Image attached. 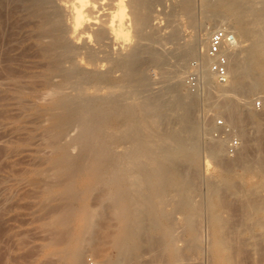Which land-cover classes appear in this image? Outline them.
<instances>
[{
  "label": "rangeland",
  "instance_id": "374dc122",
  "mask_svg": "<svg viewBox=\"0 0 264 264\" xmlns=\"http://www.w3.org/2000/svg\"><path fill=\"white\" fill-rule=\"evenodd\" d=\"M128 2L129 0H127V4ZM136 2H139L137 4L138 7H136L137 5L135 6L134 0L135 4L133 8H138L135 11L137 14L145 17L148 24V26H146V23L143 24L145 26L142 28L143 36L147 34L153 40H150V43L148 42L150 38H146V40L148 39L147 42L146 40H142L143 47H141L143 49H141L143 51L141 52L142 55L140 53L138 56L137 67L141 69V73L143 72L141 86L144 87L143 89L139 88L143 93H138L139 97L136 94L134 98L136 101L133 99V102L135 101L138 104L139 101H141L139 103H144V100L154 99L157 102H161L164 107L169 105L170 107L162 108L161 119L164 120L165 118V121H160L162 123L159 124L158 129L163 134H168L169 132L171 134L175 131L176 133L174 134H177L182 130L179 134L182 136L185 133L183 137H187V140L189 138L187 142L192 145L194 144L193 146L188 144L190 150L193 149V153H196L194 154V161L192 163L184 162L183 166V162L179 161V164L178 161H175L176 165L174 163L171 164V172L175 173L173 175L175 176L176 187L179 186L178 189L174 188L177 191L173 189L170 192L171 196L169 193L162 202H159L157 197H153L158 206L156 215L160 217L162 225L159 224L158 219L156 220L158 225L155 224L156 222L154 223L153 220L157 217L156 215L154 218L151 215L148 216L146 222L147 227L151 226V228L149 227L150 229L148 228L151 232L148 231L149 233L146 234V236L149 235L148 237L144 236L139 239L140 242H137L136 250L138 253L135 252L136 257L134 254L124 264H137V260L140 258L141 261L139 262L138 260V264H264V216H262L264 214L261 215V213L251 211L253 210L251 206L257 202L261 203V199L262 201L264 200V191L261 190L257 192L258 194L254 193L252 189L249 191L251 186L248 183V178L252 181H255V179H251L248 177L249 175H246V166L253 163H250L249 160L257 161L260 158L259 162H264V92L256 84L258 78H264V72L259 73L255 70H249L246 73H239V66H241V62L245 58V52L249 45L248 41L240 39L239 47L241 44L243 47L239 48L235 46L233 50H236L238 54L236 51L232 50L235 54L231 51L229 59V65L231 66L228 67L229 72L231 68V72L236 70L233 72L236 76L234 74L232 76L230 72L226 84L220 85L212 81L210 82L211 85L209 82V85H207V82H204L203 74H201L203 73V53L202 51L200 52L203 47L202 42L205 38L204 33H207L206 31L212 30L213 32L216 29L224 28L235 34V30L238 31L245 27L246 18L256 16V12L258 16H261L259 15L260 13H264L262 11L264 10L262 7L264 4H262L261 0H254V2L248 5V8L244 7L246 10L245 14L241 13L242 11L245 12L244 9L241 12L238 11V13L228 12L219 3H216V0H136ZM30 5V0H0V264H64V261L61 259V252H64L65 244L63 243L69 236L68 234L71 233L73 223L67 221L64 223L65 226H60L57 225V221L60 219L58 217H63L64 214L68 216V213L70 218L73 219L71 217V210H74L76 202L74 203L72 200H69L70 197L67 196L70 191H65L64 189L63 181L67 174L63 173L65 169L61 166L57 167L54 164L63 152L66 159L68 157V159L72 158L69 160H78V157H81L84 152L85 147L80 142L82 132L79 122L59 131L55 124L56 122L48 114L51 111L49 109H52L50 103L52 99L50 97L55 98L60 94V92L57 93L58 91L51 90L53 89L52 85H57L60 79L52 74V77L50 76L48 69L51 68V64H49L51 61L49 62L47 61L48 59L40 57L41 54L38 53L39 48L33 42L32 36L34 35L32 34L35 33L36 29L30 27V21H33L34 24L36 21L34 22L35 18L33 19V16L32 18L30 16L33 13L30 10ZM53 5L56 6L54 3ZM53 5L51 3L50 6L49 3V9L50 7L53 8ZM128 7L127 9H130ZM259 10L260 13L258 12ZM30 31H32L31 35ZM235 37L237 45L238 38L236 34ZM192 39L196 41L192 42ZM30 42L34 43V46L33 44L30 45ZM134 43V40H132L130 45ZM149 45L152 46L150 47ZM144 46L146 48L147 46L150 47L151 51L149 48L146 51ZM104 54L106 56L108 54L109 57L111 56V59L116 56L107 48H105ZM39 57L41 60H39ZM236 60L239 62L234 64ZM43 61L49 64V67ZM66 64L64 65L65 69H68L66 68L69 67L68 65L72 66L70 63ZM45 69L48 71V74ZM233 77L234 79L240 77V80H237L239 83L234 81ZM243 78L244 80H242ZM45 79L50 84L52 83L51 89H48L50 93L46 91V82H43ZM231 80L236 84H232L231 82L233 81ZM251 80H254L252 85L255 84L254 86L257 88L252 87ZM145 86L150 88L144 89ZM73 90L71 89L69 90L71 92L67 91V93L63 90L61 93L65 92L66 96L67 94L69 95L67 99L74 101L73 98L76 99L80 91L76 89V92H74ZM52 91L54 94L51 96ZM42 95L47 97L43 98ZM40 96H42V100L39 99ZM143 96L144 98H142ZM179 96H183L184 100H186V96L190 101H184L187 104V108L189 107V115H187L188 112L186 110L187 113H185L186 115L182 121H176L174 120L175 118L172 119L173 117L170 118L172 113L177 112V106L174 102ZM45 99L47 100L44 101ZM169 101L172 102V106H176V109L173 110L174 107L172 108L171 104L167 103ZM228 101H230V104ZM257 101L260 103L259 108H255L254 106ZM161 103L158 104L163 106ZM227 103L229 106L224 105ZM231 104L235 106L233 107ZM156 108L159 110L158 107ZM229 110L237 111H235V114ZM135 116L138 117L139 114L136 113ZM232 116L234 118H231ZM219 121L225 125V128L217 127ZM54 125H56L57 129H53ZM53 130L56 131L53 132ZM166 130L169 131L166 132ZM58 131L59 134L57 135ZM54 134L56 135L54 136ZM149 134V129L142 128L139 130L141 137L142 135L146 137ZM232 138H236L239 142V146L236 149L237 153H229L227 150L229 140ZM211 144L213 146H222V149H220L222 151L219 152L217 150V153H215ZM244 151L246 154H243ZM52 161L54 163H51ZM227 167L232 168V170L230 171ZM224 168L227 173L230 171L229 173L231 174V178L227 182L222 178L226 174L224 173ZM60 181L63 183L61 184ZM228 182L231 184H228ZM59 183L61 186L63 185L61 187L63 190L59 189ZM144 188L143 186V190ZM98 189L90 193V198H93V200L89 198L88 201V204L91 201L92 205L89 204V206H91V210H95V212L93 211L94 214L97 212V222L95 223L98 226L95 224L94 228L90 229L91 233L85 232L87 234H83L85 236V240L83 241L85 243L82 244L83 264H100L104 257L116 255V251L110 244L117 233V231L115 233L113 230L117 228L115 227L117 226L116 218L107 207L108 202L111 209L110 201L101 199L103 188L100 187ZM246 191L249 192L246 193ZM66 192H68V195ZM249 193L254 194L253 201V195ZM96 195L98 198L95 197ZM95 198L97 200L101 199L100 201H103L102 204L106 205V209L102 204H98L97 206ZM67 200L72 201V203ZM100 201L98 202L101 203ZM210 203L217 204V206L215 205L214 212L216 213L218 209V213L215 216L220 215V219H217L219 227L212 225L213 213ZM63 207H66V210ZM102 207L105 211H100ZM98 212L101 214L98 215ZM251 212L252 214H250ZM104 216L106 217L105 219ZM167 217H169L168 220ZM258 217L259 219L257 220ZM261 218L262 220H260ZM149 219L153 221V224L149 222ZM54 222L56 225L53 224ZM68 222L72 225H68ZM115 222V226L110 225ZM150 224L155 225L152 227ZM101 225L106 230L104 228L100 229ZM66 226H70L72 229L68 227L70 229L68 230ZM155 226L160 228H156ZM55 228L58 229L59 233ZM62 229H65V232ZM66 229L69 231L68 234L66 233ZM107 230L109 233L114 234L106 233L108 232ZM106 234L111 236H107ZM164 234H171L170 240L174 247L172 245L169 246L170 248L167 245L163 246L164 243L162 242L160 246V237L162 238ZM216 234L217 236L221 235V246L216 244ZM155 236L158 238H155ZM143 240L148 241V243ZM140 243L142 244L140 245L141 247L139 246ZM142 246H144L143 251H141ZM139 253L141 256L137 257ZM217 254L219 256L221 254L222 257L226 255L228 261L222 260L223 258H219ZM225 261L227 262L225 263ZM231 261L233 262L230 263Z\"/></svg>",
  "mask_w": 264,
  "mask_h": 264
},
{
  "label": "bare ground",
  "instance_id": "6f19581e",
  "mask_svg": "<svg viewBox=\"0 0 264 264\" xmlns=\"http://www.w3.org/2000/svg\"><path fill=\"white\" fill-rule=\"evenodd\" d=\"M261 1L263 2V3L262 2L261 3L264 4V0H261ZM252 2H254V0H216V3H219L226 11L231 12V13H238V11L241 12V10L244 9V7L248 8V5ZM49 3H50V6H51V3H52V5L54 3L57 7L53 5L54 7L52 6L53 8L50 7V9H49ZM135 3H134V0H129L128 4H127V0H30V4H31L30 10L33 12L32 14H30V16H31V18L33 16V19L35 18L34 22L36 21L35 24L33 23V21L32 22L30 21V27L31 28L33 27L36 29L34 34H32L31 33L32 31H30V35L31 34L34 35V36H32V39L34 41L32 39H30V40L35 43L37 48H39L38 53L41 54L40 57L42 56L43 59H46V60L48 59L47 61H49V62L51 61L49 63V64H51V66H50L51 68L50 69L47 68L49 73H50V76L52 74L53 76L58 77L60 79L57 85H52L53 89H51L52 83L50 84V82L46 79H45L46 81L45 80L43 81V82H46L45 84H46V88H47L46 91L47 92H49L48 89L58 91L57 93L60 92V94H58L55 98L50 97V99H52L50 101L52 109L51 108L49 109V111L50 110L51 111L48 114L56 122L55 124L57 125L59 131H62L64 129H66L67 127H69L70 125H72V124L74 125V123L79 122L81 124L80 126H81V132H82L81 133L82 135L80 137V140H81L80 142L85 147V150L82 153L81 157H78L79 159L76 161H74L75 159L69 160L72 158L68 159V157H67V159H68L67 160L64 156L65 154L63 151H62L63 153L60 154L61 156L58 155L59 157L58 158L56 157L57 158L56 161L54 160L55 158L53 159L55 161L54 165H57V167L61 166L66 170V172H65V170L63 169L64 170L63 173L64 174L67 173V174H66V177H64L65 180L63 179V177H61L64 180L63 181L64 183L63 182L62 183L64 185L65 191H70L69 193L66 192V194L68 193L70 195L69 196L67 194L68 195L67 197H70L69 200H72L74 203L76 202L74 210L73 209L71 210L72 206L70 208V210L72 211L71 217H73V219L70 218L68 212L67 213H68L69 217L65 214L63 215V217L57 216L58 219L60 218L57 221V225L65 226L64 223H66L67 221H70L73 223V229L70 226H66L67 228L70 227V229H72V230H71V233H69L68 230H70V229L69 228H68V230L66 229V231H67L66 233L67 234L69 233L68 234L69 236L64 240L65 241L64 243L62 242L63 244H65L64 245V248H65L64 252L63 251L61 252V257H62L61 259L64 261L63 262L64 264H83V262H82L83 261L82 260V250H83L82 246L83 245L82 244L85 243V242H83L85 240L84 235L87 234L85 232L91 233L90 229L92 230V228H94L93 226L95 224L98 226V224L95 223V222H97V220H96V218H97L96 213L97 212L94 214L95 210H93V209L91 210V206H89V204H91V201L88 204L89 198L91 196L90 193L93 190L96 191L95 189H98L100 187L103 188L102 196L101 195H99V196L102 197L101 198L102 200H106V201L109 200L110 201L111 204L110 203L109 204L111 206V209L108 205V202H107V207L109 208V210L111 212L109 210H108V212L113 214V216L116 218V222H117V226H115L116 222L113 224H110L112 226L115 224L114 226L117 227L116 230L113 229L114 232L117 231V233L115 232L116 234L114 235L112 243H110L112 245L113 249L116 251V255L111 256V257H107V258L104 257L100 264H124L126 262V260L128 262L129 258L131 259V257L134 256V254L136 257V253H138L136 251L137 250V242L139 241V239L141 237H144V236L148 237L149 235L146 236V234L149 233L148 231L151 232V230H149L151 228V226H149L150 228L147 227L146 221L148 220L149 215H151V217L153 216V218H154V216L157 214V210H158L157 202L154 201L155 198H153V197H157L159 202H162L165 200L167 195L170 192H172V190L176 187L175 176L173 175L175 173L171 172V169H172L171 164L174 163V165H176L175 161H178V162L180 161V162H183V166H184V162H187V163L191 162L192 163V161H194V154L196 152L193 153L194 152V151H192L193 149L190 150L189 145H192V144H189L187 142L189 140V138L187 140L186 139L187 137L186 138L183 137V135L185 133L182 136L179 134L182 132V130H181V132H179L177 134H174V133H176V131L171 133V134H170V132L168 134L167 133L163 134L162 131L158 129L159 124L162 123L160 121L163 120V119H161L162 118V108L168 107L169 105L165 104L166 106L164 107V105L161 102H157L154 99H147V101L144 100L145 101V102L143 101L144 103H139L141 101H139L138 104H136L137 102L135 103V101H136L134 99L135 95L138 93L141 94L142 91H140V89H143V87H144V86H141L142 85L141 84L142 83L141 77H142L143 72L141 73L140 72L141 69H139V67H137L138 66V56L143 51L142 50L143 49L142 48L143 47L142 40H146V38H148V39L150 38L149 40L147 39L149 43H150V40H153V39H151V36L149 37V35L147 36V34H144L145 36H143V29L142 28L145 27L143 24H145V23L147 24V21H146L145 17L137 14V12L135 10L138 8L135 9L133 7H134V4L136 6L139 2H136V0H135ZM258 4H260V3L258 2ZM126 5H128L130 7V9H127L128 6H126ZM255 5H257V4H255ZM136 7H138V5ZM262 7L264 8L263 5H262ZM140 9H141V7H140ZM262 11L264 12V10H262ZM258 12L260 13V10ZM140 13L142 14V12H140ZM241 13L246 14V10H245V12L242 11ZM259 15H261V16H258L257 12H256V16L246 18L245 27L241 28L238 31L237 30L234 31L235 34L237 35V38H238L237 45H236L235 34L232 32L234 34V37H235V46L239 47L240 39L249 42L248 48L245 52L246 53L245 58L242 60L241 66H239L240 68L238 67L240 74L246 73V71L248 72L249 70H255V71H258L259 73L264 72V13L263 14L260 13ZM33 19H31V20H33ZM148 23H150V22H148ZM146 26H148V24ZM206 32L207 33H204L205 38L203 36L204 40L202 42V45H203L202 50H200V48H199V50H200V52L202 51V53H203V59H202L203 60L202 61V69H203L202 72L203 73H201V74H203V78L205 80V81L204 80L203 81L207 82V85H209V83L214 81V79H213L212 74L208 70V61L205 58V52L207 49L206 46L208 43V38H209V35L212 32V30L206 31ZM200 39H202V38H200ZM132 40H134L135 43L133 45H130ZM147 40H146V42H147ZM194 40L195 39H192V42ZM141 42H142V45H141ZM241 42H243V41H241ZM34 43L30 42V45L33 44V46H34ZM199 43H201V42H199ZM151 44H152V42H151ZM198 46H200V45H198ZM150 47L147 46V48H149L151 51ZM240 47H243L242 44L240 45ZM105 48H107L108 50L113 52L114 55H116V56L115 57L112 56L113 57L112 59H111V56L110 57L108 56L109 53L106 56L104 54ZM144 48L147 51V48L145 46H144ZM237 50L239 51V49H237ZM233 51H236V50H233ZM116 53H119V54H116ZM153 53L155 54V52H153ZM150 54H152V53H150ZM233 54H235V53L233 52ZM237 54H238V52H237ZM34 55H35V53H34ZM141 55H142V53H141ZM236 55H234V56H236ZM40 57H39V60H41ZM35 58H37V57L35 56ZM238 62L239 61L236 60V62L234 61V64H237ZM43 63H45V62L43 61ZM66 63H68V64L70 63V64H72V66L68 65L69 67H66L68 69H65L64 65ZM49 64H46V65H48L47 67H49ZM229 66H231V65H229V63H228V67ZM235 66H237V65H235ZM140 67H141V64H140ZM230 70L232 71V68ZM48 71H47V74H48ZM235 71H233V72H235ZM230 72L228 71V75ZM233 72H231L232 76L234 74ZM237 72H238V70H237ZM117 73H118V75H116ZM239 73H237V75L240 76ZM244 77H246V76H244ZM58 78H57V80H58ZM238 79L240 80V77L239 78L236 77V79H234V77H233L234 81H237ZM51 80H53V79H51ZM233 80H231V81H233ZM242 80H244V78ZM234 81L231 83L233 84ZM253 81L251 80V85H252ZM237 82L239 83V81H237ZM201 83H203V82H201ZM234 84H236V83H234ZM256 84H257V87L262 92H264V78H258V81ZM42 85L45 86L44 83H42ZM210 85H211V83H210ZM254 85L255 84H253L252 87ZM233 86H235V85H233ZM237 86H239V85L237 84ZM257 87H255V88H257ZM146 88H150V87L145 86L144 89H146ZM231 88H233V87L231 86ZM66 89H68V90H66ZM71 89L72 90L75 89V90H73L74 92H76V89L78 91H80L78 93L79 94L78 97L75 95L77 97L76 99H74L72 97L74 101H70V99H67V96H69V95L67 94V96H66L65 92H63L64 94L61 93V91H63V90H65L67 93V91H69ZM44 91H45V89H44ZM69 92H71V91H69ZM245 92H247V91H245ZM184 93L186 94V92H184ZM52 94H54L53 91L51 92V96H52ZM183 94H181V95H183ZM44 95H46V94H44ZM47 95H48V93H47ZM178 95H180V94H178ZM42 96H40L39 99L42 100V98H41ZM46 97L43 96V98H46ZM70 97H71V95H70ZM138 97H139V94H138ZM142 98H144V96ZM142 98H140V99H142ZM156 98H159V97H156ZM47 99H49V98H47ZM47 99H45L44 101H46ZM133 99L135 100L134 102H133ZM185 99L186 100L183 99V96H179L174 102V104L177 107L174 105L172 106V102H170V101L167 102L168 104H171L172 108L174 107L173 110L177 108V112L172 113V111H171L172 115L169 113L171 115L170 118L173 117L172 119L175 118L174 120H176V121H182L184 119V117L186 115L185 113H187L189 111V107L187 108V104L185 103L188 100L186 96H185ZM36 100H38V99H36ZM162 100H163V98H162ZM40 101H38V102H40ZM228 102L230 104V101H228ZM158 103H161L163 106H161ZM237 103H238V100H237ZM224 105H228V103L224 104ZM231 105L233 107L235 106L233 104H231ZM156 107H158L159 110H157ZM167 109H169V108H167ZM178 109H179V111H178ZM225 109H226V107H225ZM45 110H46V108H45ZM186 110H187V112H186ZM235 111H237V110L230 111V112L235 113ZM164 112H165V110H164ZM191 112H192V110H191ZM230 112H229V114H231ZM136 113L139 114L138 117L135 116ZM166 115H167V113H166ZM187 115H189V112ZM233 116H235V115H233ZM233 116L231 118H234ZM237 118H238V116H237ZM234 120H236V119H234ZM50 121H51V119H50ZM163 121H165V118ZM171 123H172V121H171ZM178 123L180 124V122H178ZM56 125H54V128L53 127H51V128L55 129ZM142 128L143 129H149L150 134L148 136L146 135V137H143V135L141 137L139 135V130ZM169 129H170V127H169ZM78 130H80V129H78ZM163 130H165V129H163ZM54 131H56V130H53V132ZM59 131L57 132V135L59 134ZM167 131H169V130H166V132ZM53 132H51V133H53ZM146 134H147V132H146ZM186 134H187V132H186ZM49 135L51 136V134H49ZM55 135L56 134H54V136ZM75 136H77V135H75ZM54 139L56 140V138H54ZM50 140L52 141L53 139L50 138ZM52 142H54V141H52ZM216 144H217V142H216ZM214 145H215V143H214ZM211 146L213 147V151H215V153H217L216 152L217 150H219V152L222 151V150H220V149H222L221 148L222 146L221 147L218 145L213 146V144H211ZM212 147H211V149H212ZM119 150H121V151H119ZM194 150H195V148H194ZM65 152H66V150H65ZM223 154H224V152H223ZM243 154H246L245 151ZM254 158H256V157H254ZM238 159H237V161L239 162ZM244 159H247V158H244ZM258 159L261 160L260 158H258ZM197 160H198V158H197ZM259 160H257V161H255V160L250 161L249 160L250 163L251 162H253V163L252 164L249 163L250 165L246 166L247 167L246 168V173H247L246 175H249L248 177H250L251 179L252 178L255 179V181H252V180H249V178H248V183H250V186H251V188L250 189L248 188V189H249V191H251V189H252V191L254 190V193H257L261 190L264 191V162L263 161L259 162ZM54 161H52L51 163H54ZM206 161H204V162H206ZM180 162H179V164H180ZM238 162H235V163H238ZM206 163H205V165H206ZM239 163H241V162H239ZM191 165H193V164H191ZM206 168H207V166H206ZM227 168H229V167H227ZM192 169H193V167H192ZM231 170H232V168L230 169V171ZM230 171H228V173H227L225 171V168H224V173H226V174L222 178L226 182L229 181L231 178V174L229 173ZM63 176H65V175H63ZM61 181H60V183H61ZM229 183L230 182H228V184ZM61 184L59 186V189H61V187H63V185L61 186ZM143 186L145 187L144 190H143ZM178 187H176V188L178 189ZM217 189H218V187H217ZM61 190H63V188ZM175 191H177V190H175ZM249 191H246V193ZM66 194L64 193V195H66ZM180 194H182V193H180ZM184 194H185V192H184ZM249 194L253 195V198H252V201H253L254 200V194L253 193L252 194L249 193ZM169 195L171 196V193ZM261 196H262V194H261ZM95 197L98 198L97 195ZM263 197H264V195H263ZM97 198H95L96 201L95 200L94 201L97 202V206H98V204L101 205L103 201H100L101 199L97 200ZM91 199L93 200V198H90V200ZM255 199L257 200L256 196H255ZM69 200H67V201H69ZM72 201L71 202L69 201V202L72 203ZM98 201H100L101 203H99ZM246 201H248V200H246ZM95 202H94V204H96ZM260 202L261 203L257 202V203H255V205L251 206V208L253 207L252 208L253 210H251V211L254 213H261V215H262V214H264V200L262 201V199H261ZM248 203H250V202H248ZM65 205H67V204H65ZM102 205H104V204H102ZM215 205L217 206L216 203H215ZM215 205L213 203H210V208H211V211L213 213V215H212L213 224L212 225L214 227H216V226L219 227L217 225L218 224L217 219H220V215L215 216V214L218 213L217 212L218 209H217L216 213L214 212L215 211ZM105 206L106 205H104V208L106 209ZM179 206H181V205H179ZM223 206H224V204H223ZM69 207H70V204H69ZM73 207H74V205H73ZM63 208L66 210V207H63ZM97 209H99V208L97 207ZM102 210H104L103 207H102V209H100V211H102ZM252 212L250 214H252ZM58 214H59V212H58ZM99 214H101V213L98 212V215ZM107 216H108V214H107ZM262 216H264V215H262ZM105 218L106 217L104 216V219ZM159 218L160 217L157 216V217H155V219L153 221H154V223L156 222L155 224H157V221H158L159 224L162 225L161 220ZM168 219H169V217H167V220ZM258 219H259V217L257 218V220ZM167 220H166V222H167ZM260 220H262V218ZM153 221L149 219L150 223H152ZM70 222H68L69 223L68 225H72ZM220 222H221V220H220ZM53 224H55V222ZM152 224H150V225H152ZM259 224H261V223H259ZM154 225H152V227ZM263 225H264V223H263ZM109 226H107V227H109ZM112 226H110V227H112ZM186 226L188 227V225H186ZM191 226H193V225H191ZM221 226H223V225H221ZM55 227H57V226H55ZM101 228L103 229L104 227H102V225H101L100 229ZM156 228H160V227H156ZM163 228H165V227H163ZM161 229H162V227H161ZM56 230L58 231V229H56ZM64 230L62 229V231H64ZM104 230H106V228H104ZM113 230L110 229L111 232H113ZM152 230L154 231L155 229H152ZM162 231H164V230H162ZM58 233H59V231H58ZM106 233H109V231ZM109 234L113 235L114 233H109ZM109 234H106V235L108 236ZM162 234H163V232H162ZM171 234L170 235L164 234L162 236V238L160 237V241H159L160 246L162 245L161 242L164 243L163 246L167 245L169 247L170 245H172L171 244L172 242L170 240ZM63 235H64V233H63ZM158 235H160V234H158ZM109 236H111V235H109ZM216 236H217V234H216ZM220 236H217L218 238L216 237V239H215L216 244H219V246L222 245V241H221L222 238ZM82 238H83V240H82ZM155 238H158V237L155 236ZM161 239H162V241H161ZM61 240L63 241V239H61ZM143 241L148 243V241H146V240H143ZM150 241H149V243H150ZM108 243H106V244H108ZM140 245H142V244L140 243L139 246ZM142 247L143 248L141 249V251H143V249H144V246H142ZM174 250H176V249L174 248ZM140 253L137 255V257L139 255L141 256ZM232 255H231V257H232ZM217 256L219 258L222 257L221 254H220V256L217 254ZM175 258H177V257H175ZM222 258H223L222 260L228 259L226 257V255ZM140 259H138L139 262L141 261ZM177 259H179V258H177ZM138 260H137V264H138ZM227 261H225V263ZM232 262L233 261H231L230 263H232ZM234 262L236 263V261H234Z\"/></svg>",
  "mask_w": 264,
  "mask_h": 264
},
{
  "label": "built area",
  "instance_id": "2783aa9c",
  "mask_svg": "<svg viewBox=\"0 0 264 264\" xmlns=\"http://www.w3.org/2000/svg\"><path fill=\"white\" fill-rule=\"evenodd\" d=\"M235 48L234 34L224 28L214 30L208 38L205 58L208 61V70L212 74L215 83L224 85L228 81V63L231 51ZM255 108L260 107V103L255 102ZM217 127L225 128L219 121ZM239 142L236 138L229 140L227 150L229 153L236 152Z\"/></svg>",
  "mask_w": 264,
  "mask_h": 264
}]
</instances>
